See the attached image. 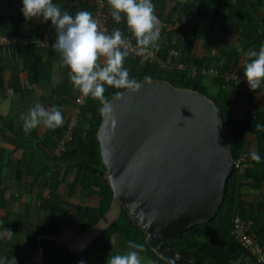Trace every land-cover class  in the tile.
<instances>
[{
  "label": "trees",
  "instance_id": "1",
  "mask_svg": "<svg viewBox=\"0 0 264 264\" xmlns=\"http://www.w3.org/2000/svg\"><path fill=\"white\" fill-rule=\"evenodd\" d=\"M179 1V16L192 18L195 23L169 30L170 32L167 31L169 32L168 42L156 49L157 54L166 60L171 49L182 50L183 57L180 58L181 61L188 67L195 66L198 69L215 67L217 62L225 58L229 61V64L225 66L224 71L232 70L237 73H243L244 66L238 50L227 52L218 49L216 55L211 57L205 55L193 56L191 51L195 42L209 38L215 27L219 25L227 35L232 34L236 29L238 30L241 41L238 48L241 51L250 50L258 53L260 47L264 46L263 20L259 19L254 24L250 23L254 18L247 14L245 8H240L248 0H193L190 5L182 4V1ZM16 2L18 0H0V35L29 38L31 34L27 30L33 27V21L24 19L21 12L22 7L13 8ZM87 3V6H84L80 11H89L94 17L95 10L88 1ZM152 3L156 9L158 0H152ZM106 6L108 12V5ZM244 18H247L248 21H245ZM122 20L120 23H116L109 17L111 32L119 29L121 25L126 28V25L122 24ZM257 28L261 30L259 34L255 33ZM124 32L125 30L122 32L124 36H129ZM174 36H177V39L172 41ZM243 40L245 41L243 42ZM3 49L10 50L9 52L14 54V49L0 47V89L3 88L6 70L9 68H11L9 69L11 72L16 70L14 65L10 63L9 52H6V58L9 62L2 63ZM15 53H18L19 57L23 59L24 70L28 72L30 78L34 77L33 57L30 51L22 52L21 49H17ZM251 59L253 57L249 56L247 63ZM141 61L142 58L138 57L131 59L129 69H127L131 78L141 81L145 76H150L151 79L166 80L175 87L193 89L208 95L214 100L221 110L224 125L233 142L234 161L239 160L244 146V138L239 126L241 124L244 125L256 136L257 149L261 161L259 163L253 161L250 165L246 161L239 171L233 170V174L227 182L222 207L216 217L210 223L195 227L181 237L170 240L176 252L197 264H246L247 260L253 263L254 259L231 236V230L233 220L237 215L245 222L250 221L244 214L243 190L264 191V118H262L260 111L254 109L253 114L250 111H244V116L238 120L233 114L231 106L241 98V91L252 93L257 90L253 91L250 88L241 90L219 75L214 80L220 89L215 96H210L207 86L201 80L197 81L188 75H183L177 68L171 72L166 70L154 71L150 69L148 62H146L145 66H142L140 64ZM53 62V59H50L48 63H43L40 66L45 82L51 81ZM173 62H175V59ZM138 66L140 70L137 73L133 70ZM226 86L233 88L230 93L224 92ZM118 91L122 92L123 90L106 86L104 95L111 100ZM78 95L79 91L74 89L73 85L68 82L62 83L54 89L52 103L62 109L64 124L56 130L49 129L42 138H35L36 134L32 135V137L26 136L23 132V127L17 128L12 124L9 128L18 136L19 144L23 142V146L21 144L20 146L29 145L26 148L29 147V150L33 152L31 160L24 164L27 169V175L34 179H46L50 194L54 195L61 185L68 183L71 174L74 175V178L68 188L71 189L72 193L77 190L83 191V193L95 192L98 198V206L95 208H84L83 222L79 228V231H84L87 227L97 223L99 218L107 212L112 199V192L104 179V168L96 138L97 129L101 121L98 111L99 102L87 97L83 105H77L75 100ZM76 110H78L77 114L75 113ZM74 115L77 118L75 119L76 127L74 128L73 136L65 145L64 151L60 155H55V149L65 137L70 119ZM241 178L245 183L240 182ZM57 206L58 210L50 213V219L57 222V226L51 234H54L62 223L70 226L71 217L60 205ZM252 207L260 210L264 208V201ZM249 209L252 208L249 207ZM41 233L39 231L29 233L27 243L14 245L10 250L14 254L22 255L23 252L30 248V251L32 249L31 255L36 248V237ZM114 236L120 239L125 254L133 250L128 246V242L133 241L144 246V251L140 253V257L146 258L152 264H167L158 259L147 247L145 235L133 226L124 210H122L117 222L104 232L89 250L82 254L72 255L62 245L43 241L42 245L45 253V262L43 264H48L52 261L61 264H80L81 261H84V264H93L96 255L110 249Z\"/></svg>",
  "mask_w": 264,
  "mask_h": 264
},
{
  "label": "water",
  "instance_id": "2",
  "mask_svg": "<svg viewBox=\"0 0 264 264\" xmlns=\"http://www.w3.org/2000/svg\"><path fill=\"white\" fill-rule=\"evenodd\" d=\"M136 93L112 100L96 138L104 179L112 192L97 223L75 232L65 224L36 237L27 264H43V241L72 255L87 250L124 210L145 235L154 255L167 264H197L180 255L170 240L210 223L220 211L234 169L233 142L222 113L208 95L151 79Z\"/></svg>",
  "mask_w": 264,
  "mask_h": 264
},
{
  "label": "crops",
  "instance_id": "3",
  "mask_svg": "<svg viewBox=\"0 0 264 264\" xmlns=\"http://www.w3.org/2000/svg\"><path fill=\"white\" fill-rule=\"evenodd\" d=\"M107 1V0H106ZM182 4L190 5L193 0H181ZM53 3L57 4L62 12H68L74 15L79 12L80 9L87 6L85 0H53ZM179 0H158V6L155 9V15L158 18L166 19L169 23V30L189 26L195 23L192 18H185L180 15V8L178 7ZM108 5V3H107ZM22 7V0L14 3V9ZM240 8H245L247 14L254 18L250 21L251 24L256 23L259 19L263 20L264 26V0H248L242 4ZM79 10V11H78ZM108 14L111 16V9L108 5ZM248 21L247 18H244ZM113 20V19H112ZM33 27L27 31L31 36L27 37V42H21L14 48V54L10 53V50L3 49L2 63L9 62L6 58V52L10 53V63L14 65L15 71L11 72L6 70L3 80V88L0 89V264H27L26 260H30L37 249L30 255V251L26 250L23 254H14L10 250L14 245H24L27 243L28 234L31 232H42V234H51L57 226V222L50 219L51 211H57L60 205L64 211H67L71 217L70 229L75 232H80L79 228L83 222V212L85 207H97L98 198L95 192L83 193V191L71 192L68 187L71 185L74 175L71 174L68 183H64L54 193L50 194V190L47 188L48 183L43 178H32L27 175V169L24 165L28 163L33 155L32 150L29 147L23 146V142L19 144V139L16 134L10 130V125L17 128L23 127V117H25L30 108L34 107L37 103L41 104L45 109H48L53 105L52 93L54 89L62 83L69 80V69L63 65L60 54L53 48L56 40L55 28L51 25V21L43 22L42 19H34ZM122 24L126 25L125 20H122ZM182 25V26H181ZM119 29L125 34L131 36L130 32L124 25H121ZM168 30V31H169ZM170 32V31H169ZM165 32L160 36L158 41L159 47L168 42V34ZM261 30L257 28L256 34H259ZM177 36L172 37V41L176 40ZM245 40H243L244 42ZM225 42V43H224ZM240 35L238 30H234L232 34L227 35L223 28L217 25L212 35L205 40H198L193 44L191 54L193 56H215L218 49H222L227 52L238 50L240 52V58L242 59L243 66L247 63V58L250 56V50L241 51L239 46ZM219 43V44H218ZM53 44V45H52ZM21 49L22 52L30 51L33 57V73L34 77L30 78L27 71L24 70L23 59H21L15 50ZM197 48V49H196ZM212 49L216 51L212 55ZM175 52L176 57L169 55V53ZM165 61L168 63H175L176 66L182 64L185 69H177L182 72L183 75H188L197 81H202L207 77L209 81L207 89L208 92L217 93L219 87L215 84L216 76L203 75L195 66L188 67L184 64L180 58L183 57V52L171 49L169 51ZM13 54V55H12ZM134 57L128 56L125 58L124 67L129 69L131 59ZM50 59H53V66L51 71V81L45 82L41 74V65L48 63ZM175 59V62L173 60ZM224 62H223V61ZM215 64V67L209 68L222 69L229 64V61L225 58ZM146 60L142 59L141 65H146ZM10 64V65H11ZM17 64V65H16ZM140 65V67H141ZM140 67H136L135 72L138 73ZM150 69L157 71V67L150 64ZM208 69V68H206ZM233 88L226 86L224 88L225 93H230ZM241 98L231 106L233 114L238 120L244 116V111H250L253 114L254 109H257L262 113L264 118V88H260L255 91V95L251 92L241 91ZM244 138V146L242 149V155L245 157L247 164H252L250 153L252 151L258 152L256 136L244 125L239 126ZM49 129L43 125L38 126L28 136L36 134L35 138H42ZM37 143V141L35 140ZM241 183L245 181L241 178ZM264 187V185H263ZM243 202L245 204L244 214L248 220L253 223V235L257 241L264 247V208L257 210L252 206L264 201V191L243 190ZM59 203V204H58ZM93 203V204H92ZM252 208V209H249ZM248 208V210H246ZM61 227V226H60ZM59 227V228H60ZM4 230L11 233L8 234ZM36 241V240H35ZM125 254L120 239L114 236L111 241L110 249L104 253L95 256L93 264H107V260L110 255H123ZM141 264H152L146 258L140 257ZM254 264H256L253 261ZM249 260L246 264H253ZM48 264H61L56 261H52Z\"/></svg>",
  "mask_w": 264,
  "mask_h": 264
},
{
  "label": "clouds",
  "instance_id": "4",
  "mask_svg": "<svg viewBox=\"0 0 264 264\" xmlns=\"http://www.w3.org/2000/svg\"><path fill=\"white\" fill-rule=\"evenodd\" d=\"M107 3L113 21L120 23L125 20L139 55L158 49L161 30L152 0H107ZM21 12L26 21L37 18L43 22L51 21L57 34L53 48L60 54L63 65L70 70L69 80L73 88L82 96L98 101L101 116H107L113 110L112 100L104 95L106 86L128 93L140 90L141 82L131 78L124 67L125 58L130 54L129 40L119 29L111 33L101 31L91 12L79 11L74 15L62 12L53 0H22ZM249 55L253 59L245 64L243 75L250 89L255 91L264 84V46L258 53L252 51ZM150 82V76L143 78L144 84ZM124 94L118 91L112 99L118 100ZM22 119L26 136L41 125L56 130L64 124L60 107L54 105L45 109L39 103L30 108ZM250 157L257 163L261 161L256 151H252ZM128 246L133 250L123 255H110L107 264H141L140 253L144 251V246L133 241H129Z\"/></svg>",
  "mask_w": 264,
  "mask_h": 264
},
{
  "label": "built area",
  "instance_id": "5",
  "mask_svg": "<svg viewBox=\"0 0 264 264\" xmlns=\"http://www.w3.org/2000/svg\"><path fill=\"white\" fill-rule=\"evenodd\" d=\"M88 1L93 9L94 12V19L98 21L99 30L105 31L106 33H111V25L109 22V14L106 9V1L105 0H85ZM159 19V27H160V36L169 30V23L167 20ZM129 40V56L131 57H138L145 59L149 64L157 67L159 70H166V71H173L176 67L178 69H185V66L179 64L176 66L174 63H168L162 57H160L156 49L150 50L148 53L144 55H139L138 50L136 49L135 40L130 36H125ZM27 42L26 38H17L13 36H6L0 35V47L3 48H13L16 45L20 44L21 42ZM154 52V54H153ZM173 57L176 55L175 52L169 53ZM203 75H213V76H222L226 81H230L234 86H237L241 90H246L249 87L246 78L244 77L243 73H237L232 70L224 71L222 69H214V68H203L199 70ZM264 87V84L261 85ZM255 95V92H252ZM87 97L82 96L79 92L78 97L75 100L77 105H83L85 103V99ZM77 118L74 115L68 124L67 131L65 133V137L63 140L59 142L57 148L55 149V155H60L62 151L65 149V145L71 140L74 132V128L76 127L75 119ZM246 163V159L243 155L240 156L238 161L234 163L233 170H240L242 166ZM248 210V208L246 209ZM253 223L251 221L245 222L243 221L238 215L233 220V226L231 230V236L235 239L236 243L242 247V249L246 250L249 256L254 259L256 264H264V247L257 241L255 236L253 235Z\"/></svg>",
  "mask_w": 264,
  "mask_h": 264
},
{
  "label": "rangeland",
  "instance_id": "6",
  "mask_svg": "<svg viewBox=\"0 0 264 264\" xmlns=\"http://www.w3.org/2000/svg\"><path fill=\"white\" fill-rule=\"evenodd\" d=\"M166 20V19H165ZM169 21V20H168ZM182 26V25H181ZM225 43V42H224ZM219 44V43H218ZM197 49V48H196ZM212 55H214L215 53H216V51H214V49H212ZM172 56V55H171ZM174 57H176V55L174 56ZM223 61V60H222ZM224 62V61H223ZM209 81V79H207V78H205L204 80H203V83L205 84V85H208L207 84V82ZM208 90V89H207ZM209 94H210V96H215V94L216 93H212L211 91L210 92H208ZM75 113L77 114L78 113V110H76L75 111ZM93 204V203H92Z\"/></svg>",
  "mask_w": 264,
  "mask_h": 264
}]
</instances>
